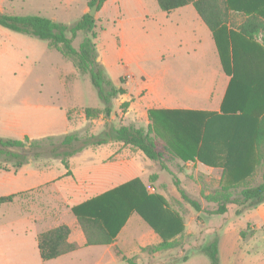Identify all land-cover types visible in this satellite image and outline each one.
<instances>
[{"label":"crops","instance_id":"0c3cea01","mask_svg":"<svg viewBox=\"0 0 264 264\" xmlns=\"http://www.w3.org/2000/svg\"><path fill=\"white\" fill-rule=\"evenodd\" d=\"M5 1L0 0V13L3 14ZM74 1L61 0L66 5ZM226 1L228 20L215 35L224 47L228 44L225 49L229 59L232 48L236 47L241 78L264 77V29L254 32L255 28H264V0ZM80 2L83 15L88 7L86 0ZM94 18L101 25L95 40L97 61L114 86L125 90V94L119 96L121 102H112L111 118L118 114V105H126L121 114L123 126L144 129L151 126L153 134L163 143L173 146L176 143V150L185 138L180 128L169 131L172 123H188L194 127L200 123L204 138L199 143L202 158L170 161L167 171H163L140 151L110 142L84 147L66 159L67 168L60 157L51 156L30 159L18 169L3 165L0 167V197L15 196L11 203L0 205V234L6 238L8 235L7 244L18 251L17 255H6L11 264H28L30 257L40 259L38 235L63 225L69 229L68 242L76 244L77 249L50 261L107 264L117 257L119 260L127 258L120 250L143 251L159 244L163 238L171 241L182 234L181 250L185 246V236L196 231V218L198 221L200 218L190 209L185 219L179 208L175 217L173 213L167 214L158 200H145L146 194L148 198L158 196L167 202L166 188L174 196L178 193L172 180L167 182L160 178V173L169 172L170 165L175 163L184 178L199 173L208 183L215 181L214 189H200V195L218 190L224 181L223 171L242 165L247 153L250 160L245 168L256 172L254 183L260 173L254 162L256 151L249 143L251 128L245 132L243 127L245 121L255 122L260 115L243 117L237 102L225 99L231 77L222 67L214 34L191 4L166 13L160 10L156 0H105ZM250 22L252 28L247 31L253 33V39L239 32L240 27ZM46 48L60 56L49 49L47 43ZM73 71L76 73L75 68ZM263 96L264 85L256 90L257 98ZM257 104L263 106L264 102ZM23 109L19 122L26 121L28 126L20 129L17 141L56 139L76 130L75 112L65 110L57 102H35L26 104ZM195 135L196 128L192 138L195 139ZM128 184L131 186L125 190V195H140L141 191L142 204L129 213L111 244L87 246L72 209ZM182 187L180 189L191 198ZM154 203L157 204L155 208ZM204 203L211 208L206 211L201 208V212L212 216L209 212L215 206ZM231 206L234 207L233 215L228 218L221 236L218 239L215 236L219 264H264V202L240 215H236L237 207L230 204L220 216L227 214ZM95 210L96 206L89 208V211ZM144 218L151 220L157 232ZM164 218L172 219V234L158 221ZM132 221L136 223L130 228ZM209 240H214L210 234ZM259 246L261 253L257 249ZM196 249L198 247L194 251ZM147 255L153 257L155 254Z\"/></svg>","mask_w":264,"mask_h":264},{"label":"trees","instance_id":"16d2710c","mask_svg":"<svg viewBox=\"0 0 264 264\" xmlns=\"http://www.w3.org/2000/svg\"><path fill=\"white\" fill-rule=\"evenodd\" d=\"M105 0H86L88 9L96 6L97 11L100 9ZM158 7L163 12H170L180 7L191 4L196 10L199 17L214 34L218 52L220 55L222 67L227 75L231 77L229 88L226 94L227 99H233L237 102V109L243 117H253L254 114L260 115L255 122L245 121L243 123L244 131L248 132L251 128L252 138L249 143L253 145L255 155V166L260 169L261 179L259 183L254 184L253 177L256 172L247 169L250 160L248 153L243 157V163L236 169L223 171L222 177L224 181L220 184L219 189L209 195L201 194L202 199L215 206L214 210L209 212L213 215H222L226 212L227 206L233 204L237 207L236 215H240L243 211L253 209L257 205L264 202V105L260 106L258 102H264L263 97H256V90L264 85V77L241 78L239 75V66L237 50L232 48V58L229 59L226 49L227 45L220 43L216 37V31L228 20V9L226 0H156ZM97 21L94 17L87 13L83 14L79 20L72 26L56 23L50 19L39 16H8L0 13V26L13 32L26 34L36 37L47 43L49 49L58 52L63 58L72 62L73 67L81 75H87L92 86L96 90L97 97L103 104V108L94 110L93 108L85 109L86 116L91 114H102L109 117L111 113L112 101L120 95L125 94V90L121 87L114 86L112 81L107 77L104 68L97 61V51L95 40L97 33L95 32ZM252 28V23L239 28V32L248 39H253V33L247 31ZM101 29V28H100ZM99 29V30H100ZM260 29L255 28L257 33ZM81 33L83 35L81 42L77 48L72 46L73 39ZM69 34V36H68ZM264 45V36L262 37ZM235 45V44H233ZM248 102H254V104ZM225 103V102H224ZM124 108L126 105L123 106ZM180 130L184 134L185 139H181L180 145L176 150V143H163L153 134L151 126L144 128H135L134 126H120L110 130H105L99 136H90L85 142L84 147L102 146L110 142L122 143L134 150L140 151L148 160L153 162L159 170L167 171V163L174 160L186 162L202 158V151L199 143L204 141L201 134V124L190 125L182 122L172 123L169 131ZM196 128L195 139L192 138V131ZM167 131V130H166ZM190 133V144L189 134ZM194 139V141H193ZM52 138L43 140L23 141L5 140L0 138V158L5 157L7 162H11L13 169H18L30 159H38L43 156L60 157L63 166L67 168L66 159L78 153L81 149H74L71 146L74 142L79 141V137L75 133L64 136L60 141V146L66 151L62 153L55 152L54 149L44 152V143L50 145ZM8 149H18L19 151H9ZM241 159V158H240ZM246 164V165H245ZM154 179V178H153ZM230 181V183H227ZM232 182V183H231ZM139 184L138 182H134ZM173 184L180 194L182 200L186 202L196 212H201L199 203L186 196L183 190L179 188V183L173 178ZM131 185H126L112 190L87 202L81 206L72 209L76 216L78 225L82 229L86 238L87 246L109 245L113 242L116 233L124 225L130 212L137 210L143 202V195H125V190ZM142 188V187H141ZM144 188H142L143 190ZM14 195L0 197V205L11 203ZM158 200L164 205L161 197H147L145 200ZM97 210L89 211V208ZM157 206L154 203L153 208ZM138 212H140L138 210ZM141 214V213H140ZM147 223L157 232V227L151 223V220L144 218ZM155 219H159L156 217ZM160 224L168 231L172 230V219L158 220ZM176 231V230H175ZM69 229L66 226H60L46 232L37 237V249L40 259L50 261L74 252L77 249L76 244L68 242ZM181 234L178 238L171 241L163 238L162 241L152 247L143 249L149 255L156 253H164L182 245ZM200 252L206 255L210 264H219V256L217 249V241L214 239L209 244L203 246ZM119 255V252H117ZM122 261L127 264H134L133 259L121 257Z\"/></svg>","mask_w":264,"mask_h":264},{"label":"rangeland","instance_id":"374dc122","mask_svg":"<svg viewBox=\"0 0 264 264\" xmlns=\"http://www.w3.org/2000/svg\"><path fill=\"white\" fill-rule=\"evenodd\" d=\"M3 7L5 8L4 14L8 16H39L50 20L55 19L56 23L59 24L72 26L82 15L83 3L80 0H75L67 5L61 0H6ZM95 16L96 12L93 17ZM100 26L96 24L95 32L99 31ZM82 37L83 35L79 33L73 39L72 46L74 48L78 47ZM73 68L71 61L61 55L59 56L57 53L48 51L45 41L0 26V138L19 140L20 129L28 126L26 121L19 122V115L24 111L23 108L26 104L35 102H57L65 110L75 112L76 130L72 133L78 135L79 141L74 142L71 146L74 149L83 148L90 136H99L105 130L123 126L121 114L126 109L123 105H118V114H115V118H111L113 116V104L109 117H104L102 114L85 115V109L93 108L96 110L100 108L101 110L103 104L97 97L96 90L92 86L89 77L79 74L77 70L75 73ZM107 77L109 78L108 75ZM112 102H121L119 96ZM62 138L53 139L50 145L44 143V152L51 149H54L57 153L66 151L65 148L59 145ZM8 150L19 151L18 149ZM6 160L5 157L0 158L1 168H3V165L12 164ZM180 172L174 163L170 165L169 172L160 173V178H164L166 181L171 179L172 182L175 178V180H178L179 188H183V185L189 196L194 200L196 199L203 210H209L211 207H207L204 203L200 195V189L201 191H207L209 187L214 189L216 186L215 181L208 183L204 175L199 173H191L192 177L184 178ZM260 179L259 173L254 184H257ZM166 195L167 202L164 200L165 209L163 208V210L167 214H169L168 212L175 214L176 217V209L179 208L183 212V217L188 219L189 211L193 208L184 202L177 192L174 196V193L170 194L166 188ZM233 210L234 207L231 206V209L224 216H207L208 212L197 214L193 211V214L198 216L200 221L196 218L198 223L196 231H192L190 235L185 236L183 240L185 246L181 250L175 248L164 253H157L153 257H149L147 252L144 251L128 249L120 251L127 258H132L134 264H210L208 257L199 252V247L210 243L209 234L213 236V239H215V236L217 239L221 236L228 218L233 215ZM232 220H234L233 217ZM130 223L129 227L132 228L136 222L132 221ZM7 237L9 238L8 235ZM8 238L0 234V264H11L6 255L18 254L15 248L12 247V249L7 244ZM196 247L198 249L194 251ZM257 249L261 253V247L259 246ZM117 258L109 260L107 264L125 263ZM28 264L65 263L43 262L39 258L34 260L30 257Z\"/></svg>","mask_w":264,"mask_h":264},{"label":"water","instance_id":"95a60500","mask_svg":"<svg viewBox=\"0 0 264 264\" xmlns=\"http://www.w3.org/2000/svg\"><path fill=\"white\" fill-rule=\"evenodd\" d=\"M96 10H97V8H96V6H93L89 11H88V14L90 15V16H94V13L96 12Z\"/></svg>","mask_w":264,"mask_h":264}]
</instances>
